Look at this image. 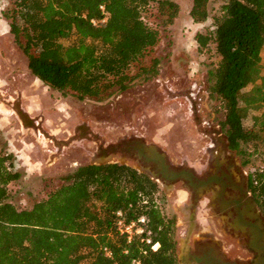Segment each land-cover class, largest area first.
<instances>
[{
  "label": "trees",
  "instance_id": "1",
  "mask_svg": "<svg viewBox=\"0 0 264 264\" xmlns=\"http://www.w3.org/2000/svg\"><path fill=\"white\" fill-rule=\"evenodd\" d=\"M210 1L192 0L195 22L209 18ZM180 7L175 0H13L4 15L33 75L63 94L104 101L157 74L158 57L142 64L161 37L159 22L147 17H165L166 8L164 22L172 23ZM214 25L195 36L200 51L219 57L208 70L209 96L264 211V0L225 1ZM21 176L15 153L0 150V264H179L176 218L164 212L149 174L127 163L83 164L23 208L9 188ZM118 210L127 222L145 215L151 243L143 235L129 241Z\"/></svg>",
  "mask_w": 264,
  "mask_h": 264
},
{
  "label": "rangeland",
  "instance_id": "2",
  "mask_svg": "<svg viewBox=\"0 0 264 264\" xmlns=\"http://www.w3.org/2000/svg\"><path fill=\"white\" fill-rule=\"evenodd\" d=\"M12 1L0 0V150L16 155V168L22 176L9 188L18 207H30L47 198L65 182L64 176L83 164L120 162L144 171L137 161L121 153L119 146L124 141L140 138L154 143L178 165L187 151L196 153L206 145V134L220 126L223 115L216 110L208 90V70L219 57L213 50L200 51L195 36L214 29V16L227 0H211L210 16L204 22L191 17L192 0H175L181 7L172 23L164 22L166 8L165 17L148 16L150 23L159 22L161 37L142 64L158 57L157 74L138 79L126 91L104 101L63 94L32 74L4 15ZM19 110L36 125L26 126ZM244 169L250 174L249 166L244 165ZM156 182L161 190L160 205L176 218L182 256L186 252L185 225L181 192L177 191L182 187L180 183L166 187L165 195L162 181ZM224 246L237 257L249 255L239 239L226 236Z\"/></svg>",
  "mask_w": 264,
  "mask_h": 264
},
{
  "label": "flooded vegetation",
  "instance_id": "3",
  "mask_svg": "<svg viewBox=\"0 0 264 264\" xmlns=\"http://www.w3.org/2000/svg\"><path fill=\"white\" fill-rule=\"evenodd\" d=\"M135 139L140 138L124 141L119 148L121 153H126L144 167L142 160L122 150ZM205 143L196 153L187 151L178 165L167 158L170 168L181 173L175 179L163 180L147 171H139L149 174L155 181L161 180L165 195L166 187L176 183L182 187L177 191L182 197L180 210L185 225L186 252L181 256L178 250L179 264H252L257 253L248 246L250 227L245 226L243 230L237 225L239 217L253 223L260 221L264 226V211L251 190L249 172L244 169L238 152L229 147L221 126L206 134ZM150 167L153 168L154 164ZM226 236L239 239L249 255H232L224 246Z\"/></svg>",
  "mask_w": 264,
  "mask_h": 264
},
{
  "label": "water",
  "instance_id": "4",
  "mask_svg": "<svg viewBox=\"0 0 264 264\" xmlns=\"http://www.w3.org/2000/svg\"><path fill=\"white\" fill-rule=\"evenodd\" d=\"M19 114L26 126L36 125L34 119L27 113L19 110ZM113 149H116V147H113ZM122 150L128 152L136 159L142 160L144 162V171L149 172L155 178L163 180L175 179L181 174L170 168V164L167 163L166 154L154 143H147L141 139H135L127 143V146ZM151 164H154L153 168L150 167ZM237 225L242 226L243 230L245 226L250 227L251 236L248 246L257 253L252 264H264V226L262 222L253 223L245 218L238 217Z\"/></svg>",
  "mask_w": 264,
  "mask_h": 264
},
{
  "label": "built area",
  "instance_id": "5",
  "mask_svg": "<svg viewBox=\"0 0 264 264\" xmlns=\"http://www.w3.org/2000/svg\"><path fill=\"white\" fill-rule=\"evenodd\" d=\"M100 7L101 9H103L104 12L103 21H106L108 18V12L105 11L103 5H101ZM92 21L93 23L96 24L95 19H93ZM116 215H117V221H116L117 227L121 233H125L127 235L129 241L133 238L134 235H143L146 238L147 243H151V237H150L151 231L146 227L147 219L145 215H142L137 220H132L130 222H127L124 219L123 212L121 210H118L116 212ZM159 246L160 243L155 242L154 244H152L151 247L153 250H157ZM105 252L108 256L112 255L111 250L106 247H105ZM132 264H141V262L140 260L135 259L133 260Z\"/></svg>",
  "mask_w": 264,
  "mask_h": 264
}]
</instances>
